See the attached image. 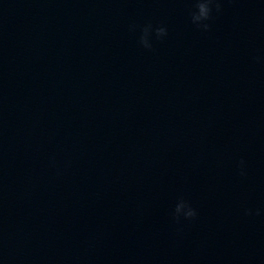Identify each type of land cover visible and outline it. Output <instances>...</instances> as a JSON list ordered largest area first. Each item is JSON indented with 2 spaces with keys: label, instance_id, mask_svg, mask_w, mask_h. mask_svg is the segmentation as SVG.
Returning <instances> with one entry per match:
<instances>
[{
  "label": "water",
  "instance_id": "water-1",
  "mask_svg": "<svg viewBox=\"0 0 264 264\" xmlns=\"http://www.w3.org/2000/svg\"><path fill=\"white\" fill-rule=\"evenodd\" d=\"M220 8L0 0V264H264V0Z\"/></svg>",
  "mask_w": 264,
  "mask_h": 264
},
{
  "label": "clouds",
  "instance_id": "clouds-1",
  "mask_svg": "<svg viewBox=\"0 0 264 264\" xmlns=\"http://www.w3.org/2000/svg\"><path fill=\"white\" fill-rule=\"evenodd\" d=\"M195 10L191 13V22L204 31H207L210 25L207 21L212 19V13L215 9L216 12L221 10L220 0H194ZM142 34L140 36V43L143 47L151 49L152 45L149 41L150 35L154 32L157 39L167 35V29L163 26L153 27V25L148 24L142 28ZM241 165V175H245L243 170L244 161L240 162ZM246 215H251L252 211L246 210ZM259 214V213H257ZM197 215L196 210L183 198H180L176 203L173 210L174 219L179 222L181 217L184 219H193Z\"/></svg>",
  "mask_w": 264,
  "mask_h": 264
}]
</instances>
